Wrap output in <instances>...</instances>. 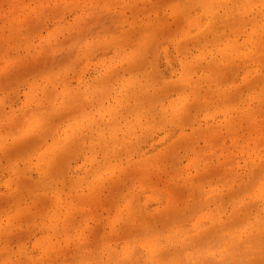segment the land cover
I'll list each match as a JSON object with an SVG mask.
<instances>
[{"label":"clouds","instance_id":"clouds-1","mask_svg":"<svg viewBox=\"0 0 264 264\" xmlns=\"http://www.w3.org/2000/svg\"><path fill=\"white\" fill-rule=\"evenodd\" d=\"M0 264H264V0H0Z\"/></svg>","mask_w":264,"mask_h":264}]
</instances>
